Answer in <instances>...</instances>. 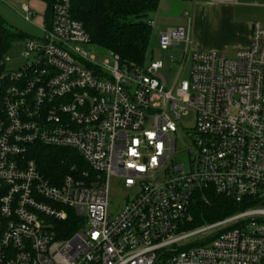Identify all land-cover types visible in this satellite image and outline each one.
Segmentation results:
<instances>
[{
	"label": "built area",
	"instance_id": "2783aa9c",
	"mask_svg": "<svg viewBox=\"0 0 264 264\" xmlns=\"http://www.w3.org/2000/svg\"><path fill=\"white\" fill-rule=\"evenodd\" d=\"M70 8L52 0L41 35L23 40L25 63L0 74V264H264V24L252 23L233 58L194 49L188 20L156 35L180 61H146L148 49L142 63H122L108 51L106 68ZM36 145L71 149L84 167L50 182ZM182 151L188 169L173 162ZM113 178L134 190L115 214ZM206 190L252 203L183 228ZM70 214L78 226L64 235Z\"/></svg>",
	"mask_w": 264,
	"mask_h": 264
},
{
	"label": "trees",
	"instance_id": "16d2710c",
	"mask_svg": "<svg viewBox=\"0 0 264 264\" xmlns=\"http://www.w3.org/2000/svg\"><path fill=\"white\" fill-rule=\"evenodd\" d=\"M46 3L45 23L49 22L52 0ZM159 0H71V15L81 21L93 45L119 56L120 62L142 63L151 44L149 14L157 10ZM27 38L7 26L0 17V60L16 40ZM32 156L43 176L57 182L62 174L70 172L75 164L84 167L83 161L71 149L36 145ZM251 202L237 203L233 199L206 190L204 197L194 199L189 207L183 228H194L243 210ZM70 235L78 226V219L70 214L59 221Z\"/></svg>",
	"mask_w": 264,
	"mask_h": 264
},
{
	"label": "rangeland",
	"instance_id": "374dc122",
	"mask_svg": "<svg viewBox=\"0 0 264 264\" xmlns=\"http://www.w3.org/2000/svg\"><path fill=\"white\" fill-rule=\"evenodd\" d=\"M194 1L197 0H161L157 10L149 14L148 18L155 20L156 24L151 32V49L146 61L160 59L162 55L170 56L175 61L181 60L182 53L180 50L170 49L162 51L157 47L156 34L168 27L186 26V17L179 14ZM232 2L240 5L235 9L237 16L251 20L252 22L258 21L264 24V0H232ZM22 5L28 6L29 10L33 13L28 20L25 19L26 13L22 11ZM45 11L46 3L44 0H0V17L4 23L21 32L26 37H39L41 35ZM87 49L88 54L95 57V63L102 64L106 68L114 64V59L107 50L95 45L87 46ZM22 51L23 40H16L11 43L10 48L3 56V58H8V61L3 66H0V74L15 72L25 63V59L21 55ZM224 54L228 58H233L235 52L227 51ZM178 68L179 64L173 62L171 70L165 75L169 83ZM193 114L192 111H189V114L181 119L183 127L192 126ZM180 146L181 149L186 148L183 142H178V147ZM173 162L184 164L188 169L190 164L188 152L182 151L175 154ZM133 194L134 190L124 188L119 178H113L109 188L110 213H117L123 207L126 197H132Z\"/></svg>",
	"mask_w": 264,
	"mask_h": 264
},
{
	"label": "crops",
	"instance_id": "0c3cea01",
	"mask_svg": "<svg viewBox=\"0 0 264 264\" xmlns=\"http://www.w3.org/2000/svg\"><path fill=\"white\" fill-rule=\"evenodd\" d=\"M238 6L240 5L233 3L232 0H197L187 9H183L179 15L186 17V25L190 20L192 47L223 53L227 51L236 53L238 49L248 47L253 22L237 16L235 9Z\"/></svg>",
	"mask_w": 264,
	"mask_h": 264
}]
</instances>
